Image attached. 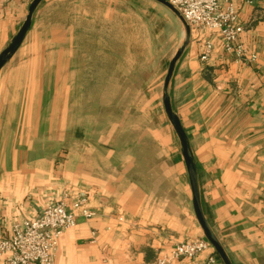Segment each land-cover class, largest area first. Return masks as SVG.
<instances>
[{"label": "crops", "instance_id": "crops-1", "mask_svg": "<svg viewBox=\"0 0 264 264\" xmlns=\"http://www.w3.org/2000/svg\"><path fill=\"white\" fill-rule=\"evenodd\" d=\"M45 1L0 68V238L14 222L79 192L95 214L64 231L55 264H153L174 242L205 237L181 150L173 166L152 174L154 165L119 150L110 131L83 124L69 146L72 93L82 92L83 75L120 73L102 70L100 60L133 57L118 46L127 20L136 11L144 17L148 0ZM232 1L243 54L227 50L215 32L191 31L169 95L190 141L211 229L232 264H264V0ZM31 2L0 0V52ZM207 40L213 48L202 61ZM174 175L175 186H165ZM211 252L223 264L214 248L173 264H211Z\"/></svg>", "mask_w": 264, "mask_h": 264}, {"label": "rangeland", "instance_id": "rangeland-1", "mask_svg": "<svg viewBox=\"0 0 264 264\" xmlns=\"http://www.w3.org/2000/svg\"><path fill=\"white\" fill-rule=\"evenodd\" d=\"M147 2L150 7L144 17L136 11L127 20L122 35L125 42L118 46L120 55L133 57L100 60L99 68L104 71L115 68L120 71L118 75H83L82 92L72 93L66 119L69 146L72 136L78 131L82 134L83 124L97 132L104 129L113 133L114 146L119 150L127 149L135 161L154 165L151 171L154 174L162 167L173 166L181 150L165 112L163 96L169 64L185 37V27L165 5L155 0ZM135 7L142 10L147 5L135 1ZM88 61L87 66L92 69L95 60ZM174 177H167L164 185L175 186ZM73 197L65 194L59 200L70 201ZM54 260L55 255L53 264Z\"/></svg>", "mask_w": 264, "mask_h": 264}, {"label": "built area", "instance_id": "built-area-1", "mask_svg": "<svg viewBox=\"0 0 264 264\" xmlns=\"http://www.w3.org/2000/svg\"><path fill=\"white\" fill-rule=\"evenodd\" d=\"M168 1L179 11L191 31L215 32L227 50L239 56L243 54L241 45L237 43L243 26L237 23L232 0ZM212 48L211 41H205L200 55L202 61L208 60ZM94 214L88 195L80 192L70 201L63 199L46 205L35 218L14 222L9 236L0 238V264H53L64 231L75 227L79 217L90 218ZM210 249L213 247L204 237L177 241L158 255L153 264H173L176 260L193 259ZM208 261L211 264L218 261L214 252H211Z\"/></svg>", "mask_w": 264, "mask_h": 264}, {"label": "water", "instance_id": "water-1", "mask_svg": "<svg viewBox=\"0 0 264 264\" xmlns=\"http://www.w3.org/2000/svg\"><path fill=\"white\" fill-rule=\"evenodd\" d=\"M43 0H32L29 8H28V14L18 30V32L13 36L11 42L8 44V46L0 52V68L8 61V59L12 56V54L17 50L19 45L21 44L22 40L24 39L26 33L28 32L33 15L38 8V6L41 4ZM157 2H160L161 4L165 5L167 8H169L172 12H174L182 21L184 27H185V39L182 44V46L177 50L176 54L172 58L169 64V68L167 71V75L165 78V84H164V96H163V102L165 107V112L168 116V119L170 123L172 124L178 138L180 141L181 146V152L186 164V168L188 171L190 186L192 190V202L194 211L196 214L197 221L204 233L205 238L210 242L212 247L214 248L216 254L220 258V260L223 262V264H232L228 254L226 253L223 245L211 229L207 219L204 216L201 201H200V193H199V187H198V172H197V166L194 159V155L192 153L190 141L188 139V136L183 128V125L180 121V118L175 113L171 100L169 95V84L176 66V63L180 56L182 55L185 47L188 45L190 41V35H191V29L190 26L186 23L182 15L179 13V11L168 1V0H155Z\"/></svg>", "mask_w": 264, "mask_h": 264}]
</instances>
